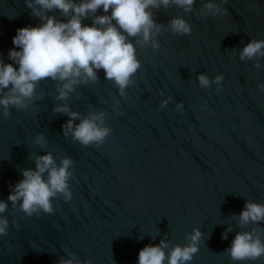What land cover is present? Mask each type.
<instances>
[{
	"label": "water",
	"instance_id": "1",
	"mask_svg": "<svg viewBox=\"0 0 264 264\" xmlns=\"http://www.w3.org/2000/svg\"><path fill=\"white\" fill-rule=\"evenodd\" d=\"M209 2L216 7L206 9ZM149 11L159 31L143 44L128 38L140 67L123 94L103 70L64 99L57 98L63 82L45 78L23 108L10 105L0 115V200L8 205L0 214L8 221L0 264H137L145 245L163 239L167 255L189 244L193 229L201 235L190 264H264V256L233 262L225 251L237 232L264 240V222L237 219L246 201L264 205V91L257 89L264 56L239 59L249 40H264V0H194L190 11L173 4ZM45 14L67 19L55 9ZM177 17L190 25L188 35L171 32ZM40 23L24 0H0V63H11L16 29ZM198 74L209 78L207 88ZM57 106L78 114L74 126L97 116L107 135L81 145L62 131L68 117ZM45 154L56 166L71 161L70 197L57 194L51 213L27 216L6 198L21 171Z\"/></svg>",
	"mask_w": 264,
	"mask_h": 264
},
{
	"label": "clouds",
	"instance_id": "2",
	"mask_svg": "<svg viewBox=\"0 0 264 264\" xmlns=\"http://www.w3.org/2000/svg\"><path fill=\"white\" fill-rule=\"evenodd\" d=\"M32 16L42 23L38 26L18 28L12 37V49L7 52L11 63H0V115L7 117L8 107L23 108V101L33 96L37 82L45 78L61 81L57 89L58 99H64L73 90V86L86 81L96 80V71L103 70L104 78L111 80L118 92L129 85L130 78L139 69L135 48L129 37H139L137 44L147 43L151 36L159 31V26L152 19L150 8L167 7L173 4L190 11L194 0H24ZM206 9L216 7L211 2L204 5ZM53 9L66 17L59 21L46 15ZM105 13L93 15L90 24L82 25V20L97 11ZM171 32L188 35L190 25L182 18L169 21ZM153 49L158 45L153 43ZM18 49V50H17ZM264 56V40H249L239 52V59H257ZM259 67L258 64L254 65ZM221 76L213 78L219 83ZM198 85L207 88L210 84L205 74L196 76ZM264 91V85H257ZM216 91H220L219 88ZM167 100L161 101L163 107ZM177 109L181 105L177 103ZM55 112L67 115L62 125L65 135L69 132L72 138L81 145L100 142L107 135V128H100L95 121L97 116L84 118L73 125L78 114L69 111L66 106H57ZM35 142L43 145L42 135H37ZM71 161L61 160L56 166L51 154L38 156L34 160V169L21 171V179L10 186L7 201L15 205L19 201V209L31 216L37 211L52 212L51 198L57 194L67 200L70 197L67 171ZM7 203L0 200V214L7 208ZM240 225L249 222H264V205L245 202L238 215ZM8 221L0 215V236L6 234ZM18 227V226H17ZM198 229H193L190 243L185 246L174 245L165 254L168 244L161 240L158 244L145 245L138 250L137 264H190L192 256L197 252L196 241L200 237ZM226 233L221 239H226ZM229 259L237 261H254L264 256V240L252 232H237L229 246L225 249ZM57 264H73L71 259L58 261Z\"/></svg>",
	"mask_w": 264,
	"mask_h": 264
}]
</instances>
